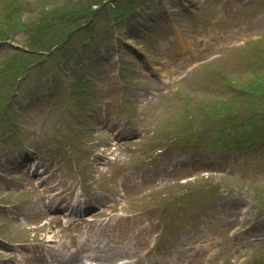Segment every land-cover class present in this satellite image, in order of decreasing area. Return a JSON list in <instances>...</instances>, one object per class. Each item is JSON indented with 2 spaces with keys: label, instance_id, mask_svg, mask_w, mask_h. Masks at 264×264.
Wrapping results in <instances>:
<instances>
[{
  "label": "rangeland",
  "instance_id": "374dc122",
  "mask_svg": "<svg viewBox=\"0 0 264 264\" xmlns=\"http://www.w3.org/2000/svg\"><path fill=\"white\" fill-rule=\"evenodd\" d=\"M10 1L19 19L14 15L5 17L10 23L8 35L12 39L7 46V43H0V73L12 58V51L21 62L29 65L27 75L20 80L18 89L16 87L13 120L16 126L13 130L17 131V135L10 140V135L0 136V264H37L44 244L42 234L54 230L65 233L57 220L60 216L57 208L64 206L67 200L60 203L61 196L50 191L47 184L52 179V166L56 175L51 183L63 187V190L68 187L66 199L71 198L78 185L95 186L89 200L101 198L107 199L109 203L116 200L121 208L116 216L117 226L109 223L99 225L91 235L92 242L109 247L101 264H144L138 261L128 263L129 247L137 250L143 247L140 241L131 240L128 234L147 236L150 230L149 244L144 251L150 249L155 241L148 258L156 264H171L173 261L175 264H249L248 261L254 257H261L262 262L258 264H264V218L258 217L264 211V152L258 156H247L246 152L241 151L227 155L218 152L213 157V151L203 141L214 137L207 129L199 132L195 138L186 139L184 150L179 149L180 141L164 142L163 136L157 134L138 141L141 148L148 145L151 152L165 148L163 144L168 146L156 155L153 163L152 156L151 165L138 164L142 161L139 160L142 158L141 148H137L129 157L128 148L116 144V151L113 152L115 161L108 163L109 168L105 173L93 176L83 166L85 160L78 163L83 168L74 171V165L68 161L69 149L65 141L72 143L73 131L78 130L87 131V139L97 134L99 138V133H103L106 139L101 140L102 143L111 138L110 131L95 128L100 126L94 108L97 99L88 100L91 95L98 96L103 90L105 95L117 93L119 88L123 94L130 90L134 93L139 90L155 92L147 108L149 117L140 116L136 122L145 127L150 125L151 133L162 119L170 118L183 126L178 119L179 114L184 112L185 105H200V100H209L210 105L213 102L219 107L221 100L216 98L229 95L232 99L227 101L242 109L247 93L239 89L233 98L231 93L234 91L228 89V85H220L224 81L219 79L218 83H212V79L207 80L208 76L217 78L212 71L223 66L231 72L228 78L236 86L245 84L254 77V73H262L258 66L261 59L255 58L258 54L253 50L258 47L264 51V0H205L204 4L199 0H110L112 2L108 1L107 8L98 11L87 24L85 31L76 29L81 27L80 21L73 19L72 26H75L69 36L63 24L52 23L49 18L46 24L50 31L47 33L45 29L37 34L38 41L44 43L39 48L40 52L46 50L44 54L26 48L36 44L32 41L35 36L20 29L18 22L22 20L32 30V26L45 19L43 8L58 6L63 10V0ZM68 1L74 4L82 2L88 6L87 0ZM91 1L94 3V0ZM7 3L6 0H0V18L6 12ZM22 6L25 7L24 11ZM114 6L117 7L116 12L112 10ZM130 6H134V10L127 21L117 19L120 12ZM182 6L188 11H183ZM57 26L66 34L60 33ZM173 28L191 37L197 34L201 37L205 34L210 36L202 42L192 43L195 51L184 56V60L167 59L166 53L173 46L167 38ZM50 38L63 39L67 44L66 49L59 53L60 49L53 46V40H46ZM50 46V51H56L53 54L48 52ZM142 56L148 62L143 61ZM42 57L44 59L39 60ZM162 78L165 79L164 83L160 82ZM69 81L74 82V85L69 86ZM146 82L150 85H144ZM44 86L51 88L45 94L48 98H44V108H34L24 113L23 108L27 103L42 96L41 89ZM9 89V81L6 85L1 84L0 94L1 90L7 93ZM181 94L187 95V103ZM84 108H88L85 122L80 120ZM79 110L82 111L81 115ZM117 110L120 111V108ZM3 112L6 114L8 109L5 108ZM242 114H247V111ZM60 117L62 124L61 131H58L56 128ZM234 118L236 120L237 114H234ZM7 122L0 126V134L11 131ZM250 123H253L252 118ZM212 124L219 125L215 120ZM260 130L261 136H264V125ZM123 143L131 142L123 139ZM37 144L45 148L35 150L33 146ZM87 146L88 152L100 151L98 143L89 142ZM43 153L47 159L43 158ZM167 153L174 161L183 159V164L201 160L207 170L180 168L168 172L172 162L165 157ZM36 158L42 165L50 164L46 169L47 175L37 176L25 171L27 162ZM98 159L99 156L93 154L91 160L94 162ZM158 162L162 168H159ZM34 164H30V167ZM136 165L140 169L134 168ZM173 167L176 166L173 164ZM210 168L214 169L215 174L204 176ZM125 169H128L126 173L129 176L121 175L123 182L116 184L114 176L123 174ZM172 180L173 184H177L173 190L168 187ZM126 181L130 182L129 186ZM41 187L45 188L39 190ZM216 187L221 189L215 196H209ZM161 190L172 200L170 204L175 202L176 195L181 197L179 204H187L190 200L205 196L201 211L206 214L199 219L205 231L189 238V234L193 233L189 228L193 227L196 215L184 221L167 216L166 225L162 227L161 223L159 229L158 223L145 226L136 221L135 215L132 218L127 214L129 209H136L137 203L143 201L145 197L139 199L142 193L149 192L161 197ZM103 192L106 197L100 195ZM107 208L105 206L104 210ZM5 211L8 214L5 215ZM102 214L104 212L98 213L96 217ZM255 222L259 223L255 225ZM171 224L176 225L173 232L168 230ZM231 226L236 228L230 230ZM119 230L125 233L118 235ZM67 233L70 232L67 230ZM90 238L82 242L76 262L87 257L84 259L87 263L92 259L87 255L97 252L92 248ZM192 240L207 245L184 247ZM65 255L69 256L67 252ZM92 261L95 264L96 261Z\"/></svg>",
  "mask_w": 264,
  "mask_h": 264
},
{
  "label": "trees",
  "instance_id": "16d2710c",
  "mask_svg": "<svg viewBox=\"0 0 264 264\" xmlns=\"http://www.w3.org/2000/svg\"><path fill=\"white\" fill-rule=\"evenodd\" d=\"M75 8H78L79 10H82V7H76L74 6ZM72 7H67L66 10H57L56 13L62 18V19H67V20H70L71 19V12H72Z\"/></svg>",
  "mask_w": 264,
  "mask_h": 264
},
{
  "label": "bare ground",
  "instance_id": "6f19581e",
  "mask_svg": "<svg viewBox=\"0 0 264 264\" xmlns=\"http://www.w3.org/2000/svg\"><path fill=\"white\" fill-rule=\"evenodd\" d=\"M177 46H182V47H184L185 46V43H184V41L183 40H181L180 39V42L177 44ZM96 261H99V262H94L95 264H101V263H104V262H102V261H100L99 259H96ZM80 264H93V261L91 260V262H81Z\"/></svg>",
  "mask_w": 264,
  "mask_h": 264
}]
</instances>
